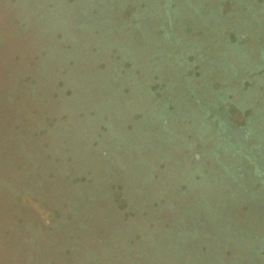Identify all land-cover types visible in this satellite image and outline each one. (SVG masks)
Masks as SVG:
<instances>
[{
	"label": "trees",
	"instance_id": "obj_1",
	"mask_svg": "<svg viewBox=\"0 0 264 264\" xmlns=\"http://www.w3.org/2000/svg\"><path fill=\"white\" fill-rule=\"evenodd\" d=\"M116 52L120 60L106 66L105 84L76 80L77 70H96ZM157 54H163L158 61ZM152 64L177 74L197 72L191 78L198 83L187 84L182 101L157 116L164 123L138 122L130 149L127 133H113L115 101L108 99L99 112L94 100L125 90L128 75ZM244 88L250 97L262 95L263 104L237 123L230 108L244 103L230 96ZM178 117L214 130L217 141L205 151L203 167L213 173L223 209L240 205L264 214V0H0V210L6 218L35 215L36 234L46 226L56 230L32 242L34 261L9 254L0 264H225L230 246L242 244L255 264L264 239L237 229L234 237L222 229L210 237L199 230L200 216L167 227L162 253L152 245L125 255L119 240L104 236L122 218L110 205L143 194V152L163 157ZM144 133L151 137L146 145ZM69 167L76 168L71 176ZM137 218L126 228L143 231ZM16 224L4 220L1 229L11 232ZM96 229L105 231L88 240ZM209 247L217 262L205 254ZM234 250L226 264H238L240 250Z\"/></svg>",
	"mask_w": 264,
	"mask_h": 264
},
{
	"label": "rangeland",
	"instance_id": "obj_2",
	"mask_svg": "<svg viewBox=\"0 0 264 264\" xmlns=\"http://www.w3.org/2000/svg\"><path fill=\"white\" fill-rule=\"evenodd\" d=\"M132 11L129 8L124 17L128 19ZM162 55L157 54L154 58L158 61L163 57ZM145 58H147L146 55L139 62L144 61ZM119 60L120 55L116 52L106 64L99 65L96 70L89 67L85 69L80 68V70L75 72L78 77L76 80L78 81L79 79V83H82L84 77H86V79L93 80L91 83L99 82V84H105L106 66L114 67V64ZM117 67L118 70L121 69L120 65ZM124 67L127 69L130 67V64ZM126 69L122 68L120 70L123 76H127ZM136 71L137 73L134 78L128 75L130 85L125 90L97 94L94 100L95 109L99 112H103L104 106L108 105V99L111 98L115 101L116 106H114L115 104L111 106L114 110L112 113L113 133H119L120 135L127 133L124 136L128 141L127 147L130 149L132 146L129 145L131 144L129 139L137 133L135 127L138 122L147 120L150 123L151 121H157L159 124L161 122L164 123L165 120L163 118L159 119L157 116L165 115L164 109L170 102L175 105L182 101L187 84L191 86L194 83H198L197 80H194L198 77V74L196 72L194 75H191L192 70L191 73L188 70V75H183L181 73L177 74L174 70L168 71L166 68H158L157 64H152ZM213 76H211L212 79L214 78ZM191 77H194V79ZM69 79H73V77L70 75ZM150 81L151 83H149ZM245 90L244 88L242 91H234L230 96L236 103L241 100L244 103L241 108H230L232 110H230L231 121L237 123L244 122L246 117L252 115L263 104L261 100L262 95H257L258 97L255 96L253 98L248 96ZM242 97L243 99H241ZM80 116H84L83 113ZM54 119H52L51 124L54 122ZM178 121L176 120L173 122L174 124L172 123L171 143L164 146V151H160L163 157H160L159 154L149 156V154L143 152V172L139 173L140 176H143V194L134 193V196L129 198V200L121 199L117 201L116 199L110 205L111 209H117L121 213L122 218H119V224L112 221L110 225L111 230H108L104 236L119 240V253L125 255H128L129 252L138 254L145 246L149 247L152 245H155L157 248L161 246L159 248V252H161L164 251L162 247L165 245L163 241L168 229L167 227L178 222H185V225H187L188 221L190 222L200 216L202 224L199 225V230H203L205 234L208 233L210 237L214 235L215 229H222L219 230L222 234L234 237L235 229H237L246 236V233L252 232L257 242L259 239H264V214L260 212L255 213L253 210L240 205H235L224 210V205H221L223 203L220 201L217 191H215V186L212 184L213 173L205 166L203 167L205 151L217 141L214 138V130L200 121L197 122L195 119L185 121L179 118ZM171 122L172 119H169L168 124ZM150 142V135L144 133L143 145ZM120 147V149H123V145ZM121 153L123 155L122 151ZM132 156L138 158L139 154L133 150ZM67 170V176H71L76 172L75 167H69ZM124 173L126 174L125 170L123 171ZM121 192V190L117 192L116 198L121 197ZM41 201L46 205L44 210L52 211L51 206L46 201ZM132 201L138 209L135 208L134 210L133 204L130 203ZM136 217L143 220V231L139 229L138 231H133L126 228L130 225L129 222L132 219L135 220ZM4 220L9 223L17 220V227L13 228L11 232H3L1 225ZM36 220L37 217L33 214H30V216L23 214L22 217H19L10 213L6 218L0 210V262L3 261L2 257L9 254L19 259L22 258L24 261L35 260L37 255L34 248H32V242L38 238L40 241L45 238L48 239L56 233V230H53L52 226H46L47 228H43L39 234H36V230H33L36 226ZM19 224L23 230L18 228ZM97 230L95 231L96 233L93 230L89 232L87 239L92 241L95 238H100L103 235V231H105V229ZM131 240L134 241L132 245L129 244ZM123 241H126L127 244L121 245ZM261 243L257 244L259 249L261 248ZM233 247L230 246L222 261L226 264L227 259H234L232 257L234 256V249H238V251L240 250V257H236L238 264H250V261H248L249 250L246 248V245H239L238 248ZM213 248L209 247L208 251L209 253L211 252L210 255L207 253V249L205 254L207 257L211 256V261L217 262L214 258ZM78 256L82 257V252ZM181 263L183 264V262ZM218 264H221V262ZM255 264H264V250L257 255Z\"/></svg>",
	"mask_w": 264,
	"mask_h": 264
},
{
	"label": "flooded vegetation",
	"instance_id": "obj_3",
	"mask_svg": "<svg viewBox=\"0 0 264 264\" xmlns=\"http://www.w3.org/2000/svg\"><path fill=\"white\" fill-rule=\"evenodd\" d=\"M242 128L246 129V127H244V126ZM236 152H238V151L236 150ZM244 154H245L244 152L239 153V155H244ZM246 160H247V158H246ZM240 168H243V167H240ZM244 177H245V175H242V180L244 179Z\"/></svg>",
	"mask_w": 264,
	"mask_h": 264
}]
</instances>
